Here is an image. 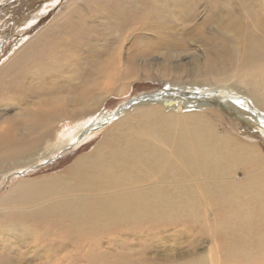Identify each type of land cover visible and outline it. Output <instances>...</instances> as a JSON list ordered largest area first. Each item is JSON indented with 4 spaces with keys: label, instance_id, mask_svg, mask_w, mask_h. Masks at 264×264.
<instances>
[{
    "label": "rangeland",
    "instance_id": "rangeland-1",
    "mask_svg": "<svg viewBox=\"0 0 264 264\" xmlns=\"http://www.w3.org/2000/svg\"><path fill=\"white\" fill-rule=\"evenodd\" d=\"M7 1L0 3V70L49 25L56 23L55 31L74 13L77 27L68 30V41L62 47L52 52L53 47L47 46L44 56L22 63L18 72L24 71L0 98V124L3 133L11 124L17 126L18 141L13 143L17 150H29L30 143L41 141L37 148L23 155L20 151L13 159H26L25 166L6 176L0 173V264L5 260L7 264H264V245L239 254L223 246V226L232 215L205 193L208 185L215 183L245 186L264 167H237L235 177L225 179L202 177L200 186H191L197 198L194 219L186 213L177 219L118 222L81 233L60 209L72 201L115 199V193L159 186L155 182L158 174L140 164L121 166L119 189L97 192L79 184L71 170L79 159L111 140L116 129L106 130L117 119L106 121L82 140L69 141L68 135H75L78 129L85 131L99 116L115 114L141 96L146 97L138 102H148L149 95H158L170 86L188 93L203 85L219 94L236 93L253 107L246 88L233 87L248 69L249 81L264 90V58L255 59L250 50L252 44L260 43L264 49V0H60L55 6L50 5L57 0H32V4L31 0H11L12 7ZM43 9L46 11L41 14ZM3 11H8L5 20ZM26 15L29 19L24 23ZM84 32L88 40L80 36ZM70 47L76 61L73 64L70 57L66 66L60 67L57 61H62L63 50ZM224 80L229 81L221 88ZM253 110L264 113L259 108ZM32 117L41 130L29 136ZM139 117L132 113L127 119L136 122ZM216 120L218 135H242L243 126L230 118L221 114ZM136 127L139 132L149 131V123ZM126 134L115 138L113 149L126 147ZM61 137L66 143L58 149ZM247 138L260 145L264 158V136L250 133ZM4 148L0 145V151ZM164 149L169 160L178 163L172 149ZM63 182L70 184L63 186ZM34 183L33 190L29 189ZM23 185L26 190H18ZM40 211L44 214L37 218ZM17 223H26L31 231L15 229Z\"/></svg>",
    "mask_w": 264,
    "mask_h": 264
},
{
    "label": "bare ground",
    "instance_id": "bare-ground-1",
    "mask_svg": "<svg viewBox=\"0 0 264 264\" xmlns=\"http://www.w3.org/2000/svg\"><path fill=\"white\" fill-rule=\"evenodd\" d=\"M4 1L6 0H0V3ZM10 1L5 3L9 7L12 2ZM59 1L53 2L50 6H55ZM31 2L34 1H29V4H32ZM25 6H28V3ZM45 11L46 9H43L41 14ZM6 12L8 11H3L5 15L1 12L4 15L2 19L7 17ZM73 16L74 13L55 31L52 30L56 23L49 25L43 33H39L36 38L24 45L19 54L11 57V60L0 70V98L6 95L9 84L13 85L18 75L24 71L22 68L18 72L22 63L29 59L34 62L35 58L44 56L48 50L47 46H52L53 52L68 41V30L71 27H77L73 22ZM28 19L26 15L24 23ZM28 23L26 27H30L34 22ZM80 36L86 40L89 38L86 32L81 33ZM261 45L260 43V45L250 46L257 60L264 58V49ZM63 51L64 56L62 61H57L58 65L66 66L70 57L74 58V64L76 58L73 48H65ZM247 70L238 76L233 88H246L248 96L253 100V107L245 99L240 100L241 97L236 93L221 92L219 94V92H211L204 85L203 87L197 86L192 89L193 93H188L180 92V88L170 86L158 95H149L148 102H138L141 97L142 99L146 97L141 96L134 99L135 103H127L126 106L117 109L115 114H110L103 119L99 116L85 131L78 129L75 135L70 133L69 141L82 140L87 137L85 135H90V133L92 135L93 132L101 129L106 121L112 122L117 119L106 130L112 132L116 129L111 140L102 143L93 154L79 159L71 170L75 179L80 181L79 184L87 185L85 189L90 190L91 187L97 192H102L121 188V178L119 179L118 173L123 164H140L151 167V173L158 174L156 184L163 186L127 194L115 193L118 196L115 199L106 197L107 199L93 202L65 203L60 209L69 217L74 228L81 233H91L100 227L117 225L118 222L137 224L143 219L156 217L177 219L186 213L187 218L194 219L197 212L195 210L197 198L191 186H200L198 182L203 180L202 177H224L225 179L235 177L234 169L237 167H245L248 170L264 167L260 145L254 143L255 140L247 138L250 133L258 138L264 136V113L253 110L259 108L264 112V90L259 84L249 81V76L246 77ZM227 78L228 76L224 79ZM228 81L224 80L219 86L225 88ZM203 110L206 112L204 113ZM92 113L94 111L90 112ZM132 113L140 114V121L128 120V116ZM221 114L230 118L235 125H242V135H247V137L242 138L241 134L238 137L232 133L218 135L214 130V123L218 121L216 119ZM117 115L118 117L113 118ZM143 122L149 123V131H136V125ZM2 125L0 124V145L5 148L0 151V170H3L0 173L6 176L7 172L25 166L26 161L24 160L26 159L13 160L21 151H18L17 146L13 144L18 141L17 126L11 124L9 131L3 133ZM40 130L35 117H32L27 128L28 135H34ZM123 131L127 133L125 135L126 147L123 150L113 149L111 144L117 136L124 135ZM20 135H22L21 132ZM49 139L44 143H48ZM39 142L41 141H34L29 146L22 142L28 146L29 150H22L20 155L37 148ZM65 143L66 140L61 137L58 149H61ZM164 147L172 149L178 163L169 160ZM165 165H167L166 168H164ZM54 182L58 183L57 180ZM69 184L70 182L62 183L63 186ZM227 184L229 183L208 185L205 192L209 199L215 198L220 208L226 209L232 215L231 221L223 226L225 236L223 246H228L237 254L248 252L251 249L257 250L264 245V224H258V222H264V170L245 186ZM35 185L37 183L28 187L33 190ZM39 185L42 184L39 183ZM18 190H26V186L23 185ZM43 214L44 212L40 211L36 216L38 218ZM29 218L32 219L31 216ZM27 221L29 224L32 223ZM13 227L22 231H31L27 229L26 223H17ZM5 243L7 244L5 249L8 250V242L5 241ZM4 264H7V260Z\"/></svg>",
    "mask_w": 264,
    "mask_h": 264
}]
</instances>
